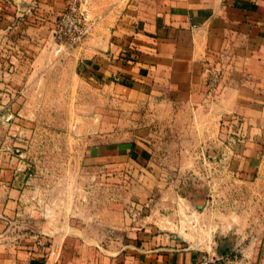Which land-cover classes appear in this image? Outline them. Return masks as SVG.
<instances>
[{"label":"crops","instance_id":"obj_1","mask_svg":"<svg viewBox=\"0 0 264 264\" xmlns=\"http://www.w3.org/2000/svg\"><path fill=\"white\" fill-rule=\"evenodd\" d=\"M73 1L0 0V101L16 102L7 111L64 101L68 134L81 101L86 126L75 129L98 134L92 154L135 163L156 162L170 131H199L210 142L219 130L239 134L236 163L257 169L241 174L257 198L244 210L264 214V0H81L94 25L67 48L53 30ZM207 69L221 72L210 93ZM54 196L0 176V264H66L51 229H62L54 219L73 206ZM255 225L263 234L241 257L145 228L97 264H264V215Z\"/></svg>","mask_w":264,"mask_h":264},{"label":"rangeland","instance_id":"obj_2","mask_svg":"<svg viewBox=\"0 0 264 264\" xmlns=\"http://www.w3.org/2000/svg\"><path fill=\"white\" fill-rule=\"evenodd\" d=\"M14 103L0 101V176L26 189H50L59 205L66 198L72 203L73 212L63 209L54 219L62 229H51L60 232L66 264H97L125 235L145 228L240 257L263 234L255 223L264 214L244 210L257 198L241 174L256 167L236 163L239 134L219 130L210 142L199 131L167 132L153 164L98 158L92 154L98 134L79 131L86 126L77 116L81 101H74V129L68 134L66 102H24L25 109L17 102L21 115L7 111ZM66 173L73 177L67 184L60 177Z\"/></svg>","mask_w":264,"mask_h":264},{"label":"built area","instance_id":"obj_3","mask_svg":"<svg viewBox=\"0 0 264 264\" xmlns=\"http://www.w3.org/2000/svg\"><path fill=\"white\" fill-rule=\"evenodd\" d=\"M93 25L94 20L89 17L84 3L81 0H75L69 3L58 16L53 30V39L59 46L71 48L90 34ZM206 73V86L210 93L216 88L221 77V72L207 69ZM202 264H213V261L205 259Z\"/></svg>","mask_w":264,"mask_h":264}]
</instances>
